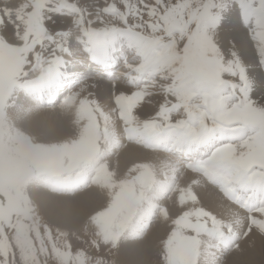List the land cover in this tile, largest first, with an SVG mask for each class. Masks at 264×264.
Instances as JSON below:
<instances>
[{"label": "snow or ice", "instance_id": "snow-or-ice-1", "mask_svg": "<svg viewBox=\"0 0 264 264\" xmlns=\"http://www.w3.org/2000/svg\"><path fill=\"white\" fill-rule=\"evenodd\" d=\"M41 189L102 203L70 231ZM156 224V264L264 240V0H0V264H118Z\"/></svg>", "mask_w": 264, "mask_h": 264}, {"label": "bare ground", "instance_id": "bare-ground-1", "mask_svg": "<svg viewBox=\"0 0 264 264\" xmlns=\"http://www.w3.org/2000/svg\"><path fill=\"white\" fill-rule=\"evenodd\" d=\"M249 58H252L251 46H249ZM104 94H107V90H105ZM143 111H150V109L146 108ZM20 123L39 136H47L55 128L52 121L45 119L40 114H34L31 118L22 119ZM146 158H151V154L137 148H129L113 156L110 162L113 167L118 166L119 170L123 171L131 162ZM196 191L204 206L213 209L219 207V193L214 186L210 184L204 185ZM36 196L42 205L45 218L50 223L59 224L70 231L80 229L86 211L95 204L102 203V200L96 197L95 191L77 194L76 196H66L55 195L41 189L36 192ZM160 234V225H154L145 244L129 243L119 250L118 257L120 261L127 264H144L148 260H152L153 254H156V238ZM259 257L264 260V240L257 236L244 245L242 252L230 254L226 261L224 260V264H257L256 260Z\"/></svg>", "mask_w": 264, "mask_h": 264}, {"label": "rangeland", "instance_id": "rangeland-1", "mask_svg": "<svg viewBox=\"0 0 264 264\" xmlns=\"http://www.w3.org/2000/svg\"><path fill=\"white\" fill-rule=\"evenodd\" d=\"M254 72H255V74L258 76V75H260V73H259V71L258 70H256V69H254ZM258 95H259V93H258ZM78 230H80V229H77V231ZM72 231V230H71ZM75 243V242H74ZM154 256L152 257V260H148V262H146V263H144V264H156V261H157V259H158V257H157V254H153ZM230 255V254H229ZM229 255H227L225 258H224V260L226 261V259H227V257L229 256ZM116 260H117V262H118V264H127V263H123V262H121L120 261V258L118 257V253L116 254ZM257 261V264H264V260H262V259H260V257L258 258V260H256Z\"/></svg>", "mask_w": 264, "mask_h": 264}]
</instances>
